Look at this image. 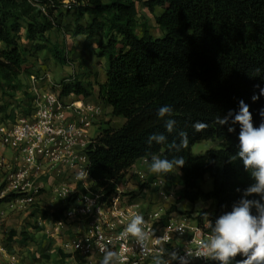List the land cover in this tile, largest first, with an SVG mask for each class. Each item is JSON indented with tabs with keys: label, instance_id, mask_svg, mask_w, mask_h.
Returning a JSON list of instances; mask_svg holds the SVG:
<instances>
[{
	"label": "trees",
	"instance_id": "obj_1",
	"mask_svg": "<svg viewBox=\"0 0 264 264\" xmlns=\"http://www.w3.org/2000/svg\"><path fill=\"white\" fill-rule=\"evenodd\" d=\"M139 2L152 14L161 10L154 17L161 37L151 34L147 21L140 23ZM72 10L76 12L74 35H82L94 44L91 56L105 61V75L97 92L81 78H71L62 84L61 96L91 98L96 93L113 117L124 120L118 129L101 128L85 152L92 192L104 199L111 197L127 172L139 160L151 161L153 154L169 160L183 156L186 164L179 169L183 187L177 204L212 202V213L202 210L197 220L214 226L217 218L230 212L241 199L243 190L255 183L242 160L230 162L239 151L240 126L234 125L235 132H228L229 125L220 126L215 121L230 110L237 112L243 100L250 108L254 126L262 122L264 0H74L69 10L62 0H0V123L11 115V91L25 90L21 79L33 75L26 67L28 50L20 45L22 22H27V39L35 43L31 50L38 52L45 48L46 34L64 17L63 12ZM87 17L89 21L84 23ZM139 28L142 35L137 33ZM54 55L58 62H66L63 51L55 48ZM24 95L28 96L27 91ZM253 95L259 99L253 101ZM163 105L172 106L171 117H158ZM168 118L177 121L172 134L165 130ZM196 121L208 127L196 132L192 127ZM181 130L188 133L189 144L178 153L170 151L167 144H147L153 133H164L169 143H178L177 133ZM203 141H220L224 146L194 155L192 147ZM207 176L212 181L208 192L201 187ZM127 195L131 202L141 199V194ZM21 196L11 194L0 204ZM64 211L45 213L42 218L57 221ZM175 212L177 205L168 214ZM252 213L256 214L255 208ZM16 236L12 232L8 241ZM21 236L28 240L25 232ZM243 259L237 255L231 263ZM205 264L220 262L209 259Z\"/></svg>",
	"mask_w": 264,
	"mask_h": 264
},
{
	"label": "built area",
	"instance_id": "obj_2",
	"mask_svg": "<svg viewBox=\"0 0 264 264\" xmlns=\"http://www.w3.org/2000/svg\"><path fill=\"white\" fill-rule=\"evenodd\" d=\"M62 3L69 10L74 0ZM26 79L30 83L28 96L23 95L21 107L12 109L7 121L0 123V149L10 153L0 152V201L19 194L20 198L7 205H34L47 180L56 173L72 181L53 189L59 199L73 200L63 217L54 222V234L65 236L60 250L66 260L100 264L101 246L118 251L123 245L128 250L127 264H153L152 256H145L133 238L118 239L131 215L138 213L146 221V230L151 228L156 237L167 240L164 246L168 252L176 251L187 258L188 264H205L209 258L186 253L187 249L195 252L199 241L207 239L211 233L209 222L199 223V214L191 217L176 212L168 214L177 205L180 193L170 187L165 177L141 168L130 169L127 176L135 177L141 186V199L137 202H131V196L119 186L107 199L92 192L85 152L100 133L99 122L104 115L101 101L96 99L92 103L90 98L71 95L75 99L68 103L70 96L62 97L61 91L36 88L43 76L31 75ZM3 222L4 213L0 210V225ZM18 262L17 253L0 245V264Z\"/></svg>",
	"mask_w": 264,
	"mask_h": 264
},
{
	"label": "rangeland",
	"instance_id": "obj_3",
	"mask_svg": "<svg viewBox=\"0 0 264 264\" xmlns=\"http://www.w3.org/2000/svg\"><path fill=\"white\" fill-rule=\"evenodd\" d=\"M136 6L140 23L147 21L151 34L154 37H161L162 32L157 27L154 19L155 15L161 13V10L157 9L156 13L152 14L142 5V3L139 2ZM63 15L64 17L59 18L56 21V27L46 34L48 42H44L43 45L45 48L38 52L31 50L35 43L33 44L27 39V22H22L23 28L20 33V45L28 50V54L26 55V67L28 68L27 71L36 77H44L42 81L36 84L37 89L40 88L43 90L50 89L53 91H61L62 84L64 82L67 83L71 78L76 77L84 80V83L86 84L90 83L94 87V91L97 92L98 84L104 81L105 61H98L91 56L92 45H94H91L92 42L88 41L86 37L82 35H74L73 24L76 19V12L74 10L68 13L63 12ZM88 21L89 19L87 17L84 20V23ZM137 33L138 35H142L141 28L137 30ZM55 48L63 51L66 57V62L60 63L57 61L54 55ZM21 83H23L21 85H25V90L20 88V91H11V94L14 95V98L9 99V102L13 105V110L16 107H20L19 105L23 99L24 92L30 89V83L26 77L21 79ZM74 99L75 97L70 95V97L67 99V102H72ZM90 99V102L96 103V93L95 96ZM2 117L3 115L0 116V118ZM99 123L100 126L103 124V127L109 126L114 129H118L122 126V120L120 118L113 117L111 109L105 106L104 115L100 118ZM223 146L224 144L220 141H203L192 147V153L194 155H201L211 149H221ZM0 152L10 154L3 149H0ZM146 172L152 174L149 171ZM167 176L163 177L167 179L170 187L177 191V193H180L182 189L180 186L181 179L177 172L175 174L169 173ZM207 178L209 179L208 181L204 180L201 183L202 189L206 192L212 190V181L209 176H207ZM71 183L72 181H70L69 178L58 177L55 173L47 180L45 190L42 192V195L34 205L17 206L18 208L23 207L20 214H16V211H12L9 214V220L7 219V221H5L7 226L2 232L0 244H7L6 246H1H4L6 250L18 254V264H39L36 263V260L40 259L41 257L45 258L40 264H82V262L79 261H68L64 259V256L60 250V245L61 239L65 236H58L54 234L55 221H53L51 217H49L47 220H43L42 218L45 213L52 214L60 209H66L70 206L68 203L73 200L63 201L59 199L54 194L53 189L55 186L60 184ZM78 195L79 194L77 193L75 198ZM188 205L189 204H184V206H180L179 209L181 210V213L179 214L182 216L186 215L187 217L197 215L193 212L191 206ZM3 206L8 209L13 207V205H7V203H5ZM25 206L29 207L24 209ZM169 207H171V205ZM201 207V211L207 210L208 212H212L213 210L212 202L205 203ZM12 232H15L17 236L11 241H8V237ZM23 232L27 234L28 240L21 236Z\"/></svg>",
	"mask_w": 264,
	"mask_h": 264
},
{
	"label": "clouds",
	"instance_id": "obj_4",
	"mask_svg": "<svg viewBox=\"0 0 264 264\" xmlns=\"http://www.w3.org/2000/svg\"><path fill=\"white\" fill-rule=\"evenodd\" d=\"M256 87H259L257 85ZM260 95H264V88L260 89ZM259 99L258 95H253L252 100ZM173 108L170 105H163L158 109L159 118L171 117ZM262 122L258 127L253 124V117L249 106L243 101H239L237 112L229 111L223 118L216 117V123L220 126L229 125L228 132H235L234 125L240 126L238 135L239 151L235 156L230 157V162L237 158L242 160L244 169L250 172L255 183L243 190L241 199L235 203L230 212L221 215L215 221L214 226L210 223L211 233L207 239H201L195 252L187 249V256L204 257L217 260L220 264H231V261L241 255L245 259L237 264H264V109L260 110ZM165 130L168 134L176 131L177 121L172 118L165 119ZM196 132L205 130L208 125L201 121H196L192 125ZM179 142L176 140L168 142L164 133H153L149 135L147 144H167L170 151L180 152L188 147V133L181 130L177 133ZM186 160L183 156H175L171 160L160 158L153 154L148 170L154 174H169L174 170L183 168ZM84 174H81L83 178ZM237 192L241 191L239 188ZM258 195L259 200L248 199L249 196ZM256 209L253 215L252 209ZM144 217L138 213L131 215L124 230L118 239L127 241L133 238L135 243L141 248L145 255H151L153 264H172L179 261V264H188L186 257L179 256L176 251L168 252L165 248L167 240L164 237H156L154 230L147 228ZM151 242V247L149 243ZM100 251L103 257L100 264H127V249L121 248L113 250L101 246Z\"/></svg>",
	"mask_w": 264,
	"mask_h": 264
},
{
	"label": "crops",
	"instance_id": "obj_5",
	"mask_svg": "<svg viewBox=\"0 0 264 264\" xmlns=\"http://www.w3.org/2000/svg\"><path fill=\"white\" fill-rule=\"evenodd\" d=\"M121 120H122V124H123L124 123V120L123 119H121ZM103 126L104 125L101 124V128H103ZM150 162L151 161H148L147 159H142V160H139L132 168H141V169H144L146 171H149L148 170V165L150 164ZM128 172H127V174H128ZM176 172H177L178 176L181 179L180 180L181 181V185L180 186L183 187L182 174H181V172L179 170H174V172H172V173L175 174ZM127 174H126L125 178L119 184V187H121V191L124 194H126V195L127 194H131V193H133L135 195L141 194V186L139 185L138 180L135 177L134 178H129L127 176ZM152 174H154V173H152ZM154 175H157V174H154ZM159 175L167 176V174H159ZM61 178H63V177H61ZM205 180L208 181L209 179L206 177ZM91 185H92V183H91ZM184 204H189L188 206H191V209L193 210V212L198 215L200 213L201 209H202L201 206L204 205L205 203L196 202V203L192 204V203H190L188 201H182L180 204H177V209H178L177 215H180L179 213H181V210L179 209V207L180 206H184ZM3 205H5V203L0 204V210L5 215L4 216V222L0 225V238H2V232H3L4 228L7 226L5 224V221H7V219L9 220V218H8L9 214L12 211H16V214H20L21 209L23 208V207H19V208L17 207V206H22V205H13V207L11 209H8V208L4 207ZM28 207L29 206H25L24 209H27ZM209 213H212V212H209ZM0 245L6 246L7 244H0ZM231 264H234V263H231Z\"/></svg>",
	"mask_w": 264,
	"mask_h": 264
}]
</instances>
